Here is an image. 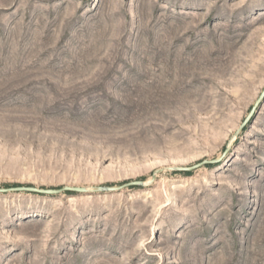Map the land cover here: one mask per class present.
<instances>
[{
	"label": "rangeland",
	"instance_id": "1",
	"mask_svg": "<svg viewBox=\"0 0 264 264\" xmlns=\"http://www.w3.org/2000/svg\"><path fill=\"white\" fill-rule=\"evenodd\" d=\"M264 0H0V264H264ZM216 160L189 171V167Z\"/></svg>",
	"mask_w": 264,
	"mask_h": 264
},
{
	"label": "water",
	"instance_id": "2",
	"mask_svg": "<svg viewBox=\"0 0 264 264\" xmlns=\"http://www.w3.org/2000/svg\"><path fill=\"white\" fill-rule=\"evenodd\" d=\"M263 95H264V91H262V93L260 94V96L258 97L256 102L252 106L251 111L249 112L248 116L245 118V120L241 126H243V124H245L246 121L249 119V117L253 113L254 109L256 108V106L261 101ZM214 161H216V160H211V161L204 160L200 163H197V164L189 166V167L170 166L167 168L172 169V170L189 171L195 167H198L201 164L208 163V162H214ZM162 170H163V168L156 169L152 173L151 178L148 182H144L141 180H134V181L125 182V183L118 185V186H96V187H92V188L86 187V186H68V185L61 186L58 188L36 187L33 185H16V186L4 187V188L0 187V193L24 191V192H31V193H36V194H43V195H55V194H59L62 192H87V191H102V192L106 191V192H108V191H116V190L122 189L124 187L145 186L147 184H150L155 179L157 173L161 172Z\"/></svg>",
	"mask_w": 264,
	"mask_h": 264
}]
</instances>
